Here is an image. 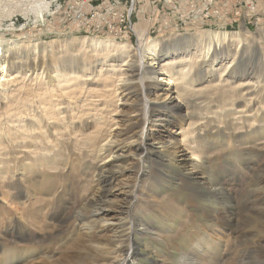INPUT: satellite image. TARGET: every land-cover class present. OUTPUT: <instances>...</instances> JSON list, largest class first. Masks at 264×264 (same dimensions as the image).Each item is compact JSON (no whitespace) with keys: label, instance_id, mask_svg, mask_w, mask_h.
I'll list each match as a JSON object with an SVG mask.
<instances>
[{"label":"bare ground","instance_id":"bare-ground-1","mask_svg":"<svg viewBox=\"0 0 264 264\" xmlns=\"http://www.w3.org/2000/svg\"><path fill=\"white\" fill-rule=\"evenodd\" d=\"M9 1L10 7L3 9V12L12 13L16 8L19 12L25 11V19L26 16H33L27 18L31 25L44 27L43 17H52L50 3L46 0ZM82 9L84 8L77 7L76 10ZM64 19L69 21L66 17ZM73 23H77L74 18L71 24ZM78 23L87 27V22ZM27 25L21 26L20 30ZM13 26L11 23L10 30L16 28ZM107 26L112 28V32H108L111 35L121 34L113 21L106 20L99 28L105 29ZM133 29L141 42V47L136 52H132L126 44L116 42L112 38L86 37L82 41L75 40L73 42L80 44L84 50L77 55L67 56L74 61L57 65L48 78L43 76V72L30 70L29 60L22 56L23 50L26 49L24 43L15 42L10 38H0V132L6 131L3 135L7 139V146L3 147L0 144V165L9 164L8 170L13 169L10 171L11 176L7 175L5 169L0 172V188L3 190L6 188L8 191L1 198L8 215L0 214V264H98L104 262L113 246L123 254L119 257L120 254L112 252L115 257L111 264H136L132 259L139 253L137 236L147 237L152 245L164 243L168 248L177 236V232L166 228L162 230L154 223L152 225L147 222L141 215L138 216V212L141 211V209L138 211V208L143 203L153 207L149 208L148 214H155L153 217L157 222L163 224L168 222V215H173L179 210L175 221L179 228L190 226L193 221L199 224L196 225L198 231H193L185 237L184 243L188 249L182 250L184 253L176 264H221V260L225 258L224 245L229 241L230 233H233L239 224L229 190L232 178L222 165H219L217 172L203 166L206 157L203 153H212L215 148L207 143L204 149L198 142L195 133L197 123L192 120L198 115L196 107L192 105L195 107H192L194 111L188 109L191 105L185 108V104L190 103L193 97L205 94L211 97L212 101L217 99L223 114L237 121L240 128L247 125L250 120L255 121L257 118H248L247 114L251 116V113L245 107L238 109L237 104L243 100L248 108L253 100L262 98L258 92L264 90V44L260 51L255 46L257 34L247 29L232 34L202 31L194 32L193 39L197 41L194 46L191 48L186 46L178 52L175 45L170 47V44L162 42L163 39H149L147 31L151 29L146 22L141 20ZM169 35L163 36L168 39L172 36ZM222 50L225 53L224 60L223 57L216 59L218 52ZM254 54L258 58V63H254L250 58ZM236 61L246 66L242 69ZM126 67L130 69V79L123 77ZM204 72L211 75L208 81L201 77ZM97 73L104 77L106 75L102 94L97 92L98 88L94 91L87 87L90 83L97 82L92 78ZM36 76L39 77L36 79ZM112 96L117 97L118 109L120 104L124 107L113 113L112 124L106 122V126L109 125L106 127L107 130L81 132L80 126L86 121L88 123V117L81 114L85 113L89 101L104 100L107 109L102 110L112 117L109 109L113 103L110 100ZM107 99L111 103L107 104ZM99 104L101 103L94 107ZM102 112L104 113L101 111V114ZM213 114L209 113L213 120L203 118L207 121L198 131L209 127L213 121L219 122ZM246 116L248 119H245ZM200 118L197 119L200 121ZM219 119L223 123L224 118ZM94 123L92 130L97 128L96 119ZM23 126L29 131L22 130ZM162 129L164 134L160 131ZM73 140L84 150L92 152L96 149L98 156L101 157L96 176L99 180L97 192L92 199L81 205L74 222L72 221L71 231L58 243L56 239L48 246L23 249L27 246L23 244L29 239L31 231L41 242L44 241L42 234L51 233L55 228L46 222L48 215L45 211L48 209L46 205L51 207L53 199L48 202L45 200V196L39 192L44 186V181L33 178L44 169L53 171L62 168L61 172H65L66 165L63 166L55 158L61 149L65 150ZM156 142L162 146L161 149L151 148ZM244 144L246 143L241 139L238 141L241 151L248 150L242 148ZM4 149H7L4 156L7 162L3 158ZM56 149L59 150L55 153ZM166 158L185 166L187 163L193 166L192 170L189 169L190 181L182 180L178 190L184 193L183 204L194 207L197 220L193 219L192 214H187L188 211H184L183 204L176 207L177 211H170L165 215L166 207L172 210L175 208L172 194H159L153 201L147 198L143 200V195L141 197L138 195L139 189L141 193L146 188L141 185V180L145 181L147 187L161 180L163 172L160 173L158 167L163 165L162 162L164 163ZM197 167L203 169L197 170ZM126 171H129V176L124 177ZM221 177L227 179L226 184L221 181ZM15 178L21 183L22 181L27 183L29 189L26 191L14 188ZM4 181L12 182L11 187L9 185L7 187ZM260 183L264 186L263 180ZM257 197L253 198V203H256L254 206L259 205L257 210L262 213L264 201ZM31 210L33 213H30ZM201 222L209 224L203 225ZM258 224L254 225L255 228L259 227ZM179 228L177 230L181 231ZM105 232L110 233V241L106 243L104 235L100 241H96L98 238L96 235ZM241 238L242 235L238 237ZM5 239L10 240L12 245L9 246ZM125 244L127 250L123 249ZM242 245L245 250L248 249L244 239ZM252 263L264 264L258 260L248 261L246 264Z\"/></svg>","mask_w":264,"mask_h":264},{"label":"rangeland","instance_id":"rangeland-1","mask_svg":"<svg viewBox=\"0 0 264 264\" xmlns=\"http://www.w3.org/2000/svg\"><path fill=\"white\" fill-rule=\"evenodd\" d=\"M46 1L50 3L52 17H43L44 19L42 23L44 24V27L31 25L30 22H28L27 18H33V16H26L25 19V11L19 12L18 8H16L15 11L13 10L12 13L7 14L5 13L6 11L3 12V9L10 7V1L1 0L0 2V27H2V30L0 31V38H10L15 40V42L24 43L26 49L23 50L22 56L24 59L26 58L27 61L29 60L28 65L31 66L30 70L34 71L36 69L38 73L43 72V76L45 78H48L50 74H53L57 65L59 66V64L67 62L70 63L71 61H74L72 58H70L71 60L68 59L67 56H69L70 54L77 55L81 52V50H84V48H82L80 44H76L73 42L75 40L82 41L86 37L88 39H97L99 37L101 39L112 38L116 42L126 44V47H128L132 52H136L138 48L141 47V42L138 40L139 36L135 31L133 32L130 30L126 35L115 37L110 34L112 32V28H109L108 26L105 29L99 28L106 20H109L114 22L115 28H117L118 30L121 28L124 33V25L121 23L119 28L118 23L119 20H121L123 7L125 6L127 8V6L130 5L128 3V5L126 6V0ZM117 2L123 3V6H120L119 4H117ZM76 6L79 9L84 8L81 12L86 13L89 9L99 10L102 13H109L111 17H106L102 15V13H98L95 19L94 16H91V19L94 20L88 23L87 27L86 25L82 26V24L80 25L79 23L71 24L73 17L69 18V16L66 15L64 11L66 13H72L73 16H75V12L73 11V9L75 8L76 10ZM110 6H115L119 8L120 11L118 9H108ZM135 7L136 8L134 9V13L131 16L133 26L135 27L136 25L140 24L141 20L144 21V23L146 22L148 24V28L151 29L147 31V36L149 37V39H163L162 42L164 44H170V47L172 45H175V48H177L178 52L181 48H184L186 46H188V48H191L197 43L196 39H193L195 38L194 32L221 31L232 34L240 32L242 29H247L249 31H252L255 35L257 34V41L255 46H257L258 49L262 51L260 47H263L264 44V0H140ZM4 14L7 17H5ZM87 16L89 17L90 14H87ZM64 17H66L69 21L64 19ZM127 18L128 17L125 13L123 15V20H126ZM11 23L12 25H14L13 27H16L15 29L10 30ZM25 24L28 25L24 29L20 30V27ZM179 33H183V35H179ZM168 34H170L169 36L172 35L168 39L165 38L166 36H163ZM258 41L261 44H258ZM218 53L219 55L216 57V59L222 58L225 54L223 50L219 51ZM224 58L225 57H223L222 60H224ZM250 58L254 61V63H258V58L255 54ZM200 63L204 64V62ZM236 64H239L241 68L243 66H246V64L244 65L242 62L239 63V61H236ZM126 68V71L124 70V76H122L126 79H130V69ZM38 77L39 76H36V79ZM201 77L204 81H208L211 75L209 74V72H204ZM92 78L93 80H97V82L90 83L87 87H90V89H93L94 91H96V89L98 88L99 91L97 92L102 94V87H104L106 75L104 77L102 74L99 75L97 73V75ZM100 80L103 82H101ZM258 93H261L262 98H257L259 99V101L257 99L253 100L252 103L248 105V108L246 107V102L243 100H241L237 104V107H239L238 109H243L245 107L247 111L251 113V116L247 114L248 118H257L253 122L252 120H250L248 123L249 125H244L242 126V128H240L241 126L236 123L237 121L235 122L233 119H231V117L229 118L223 114V111L220 110V105L216 101L217 99L212 101L211 97L202 94L199 97H193L191 99L192 101L188 103L189 105L184 103L185 108H188V106L190 105L191 106L188 109H193L196 107V114L202 117L201 119L197 115L196 117H194L196 118V120H194V118L192 119L197 123V129L195 133L198 142L202 146H204V149L207 143L211 144L215 148H213L214 151L212 153H203V156H206L203 161L205 165L203 166L205 168L208 166L209 169L217 172L220 168L219 165H222L223 168L225 167L224 170H227L228 174L232 178L229 190L232 195L235 207L234 211L237 215L239 224L236 225L234 232L230 233L229 241L226 245H224L225 248H223V256H225V258L221 260V264H246L248 261L255 262L256 260L264 262V212H258L257 208L259 205L254 206L256 203H253V198L255 199V197L257 196H259L257 197L258 199H262L264 201V186H261L260 183L262 182V180L264 182V90L263 92L260 91ZM116 99V96H112L110 98L113 103H111V101L107 99V104H112V106L109 108L111 109L110 112L111 116L113 115L112 117H110V114L106 115L105 110H102L104 108L107 109L105 105L106 102L104 100H101L99 102L97 101V99L96 101L95 99L90 100V104L88 106L89 108L87 107L88 110L86 109L85 113L81 114L86 118L88 117V123L86 121L85 124L80 126V131L85 133H92V131L94 132L95 130L100 129H105L104 131H106V127L109 126H106V122H108V124L113 122V113L120 110V108L123 109L124 107V105L120 104L118 106V109L116 106L118 104ZM97 102L101 103L99 104L101 106L98 105L94 107L96 104H98ZM192 105L195 107H193ZM205 106H207V108ZM92 109L94 110L92 111ZM193 110H190V112H193ZM101 111H104V113L102 112L101 114ZM92 113H94L95 116ZM209 113H214L213 115L219 122L213 121L209 127L205 128L204 130L198 131V129L202 128L205 122L209 120L208 118L213 120V118L209 116ZM247 116L245 117V119H248ZM206 117L207 120L205 121L203 118L206 119ZM221 117L222 119L224 118L222 121L223 123L220 122L219 118ZM99 118H101V120ZM197 118H200V121ZM95 119L97 122L95 128H97L92 130L94 128ZM261 120L263 121L261 122ZM249 126H251V128H248ZM23 129L26 130L27 128L23 126L22 130ZM85 129L87 131H85ZM160 131L162 134L165 133L164 129ZM5 132L6 131L0 132V144L3 147L7 146L6 136L3 135ZM240 139L244 143H246L242 148L248 149L247 151H241V149H239L241 147H239L238 145V141ZM73 143L75 145H73ZM57 147L60 148V146ZM161 147L162 146L160 144H157L156 142L151 148L155 150L156 148L161 149ZM4 150V154L2 153L3 158L7 152V149ZM58 150L59 149H56L55 153ZM94 150L95 151L92 152H90L89 150H84L81 146L76 145V142H74L73 140V142L70 143V146L65 150L61 149L60 152L62 153L59 152V154H57L58 158L57 156L55 158L59 163H62V165H66L65 172H61L62 168L53 171L44 169V171L37 173L36 177L33 178V180L44 181V186L42 187V190H39V192L41 193V195L45 196V200H47L48 202L50 199H53L51 207L49 205H46V209H48L45 211L47 212L46 215H48V217L46 216V222L54 225L55 228L51 233L46 232L47 234H42L41 237L44 239V241L41 242L39 241V238L34 234V232L30 230L31 233L29 231V239L23 244V246H27L23 249H27L28 247L32 248L33 246H48L56 239V243H58L59 240L63 239L67 235V233L71 231L70 227L72 221L74 220V217L79 211L81 205L94 197L95 193L97 192V185H99V180L96 176L98 174V168L101 163V157L98 156V152L96 151V149ZM238 150L240 152H238ZM93 158L96 159L94 160ZM5 159L6 158H4V161L7 162V159ZM166 159V161L164 160V163L162 162L163 165L158 167V171L160 173L163 172L161 173V180L147 187L145 181L140 179L141 185L145 186V189L148 188V190L144 189L141 191V193H139L140 189L138 190V195L140 197L143 195V200L147 198L149 199V201H153L154 199H156L157 195L159 194H172V201L175 205V208L172 210L169 207H164L167 210V212H164L165 215L170 211H177L176 207L178 208V205L183 204L184 193H180V189L178 190V186H180V182L182 180L190 181L189 178L191 177L189 171L192 170L191 168H193V166H191V164L189 163H187V166H185V164L183 163L169 161L170 159L168 158ZM244 162H247L248 164L242 165V163ZM112 163H114V161ZM8 165H0V172L5 169L7 170L6 172H8L7 175L11 176L10 171L13 169L8 170ZM119 166H121V163H119ZM173 166L175 168H173ZM202 169L203 167H201V169L197 167V170ZM125 173L126 174L124 175V177L129 176V171H126ZM226 180L227 179L221 177V181L225 184L227 183ZM20 183L21 181L18 178H15L13 187L18 188L17 190L20 189L27 191L29 189L27 183H25L24 181H22V185ZM4 184L7 185V187L8 185L11 187L12 182L5 183L4 181ZM7 192L8 191L6 188L4 190L3 188H0V210H2L0 211V214L7 213L5 212L6 206L3 205V201L1 199L4 195H6ZM149 208L151 209L153 207L149 204L143 203L142 206L138 208V211L141 209V211L138 212V216L141 215V217H143L147 222H149L150 224L152 223V225L154 223L156 227H160L162 230L166 228L170 229L169 231L177 232V236L176 239L171 243L169 248L166 247L164 243H156L152 245L147 237L143 238L141 236H137V253H139L136 255V257H133L132 260H135L136 264H176V261L180 259L182 257L181 255L184 253L182 252V250L186 251L188 249L187 244L184 243L185 237L189 236L193 231H198V227L196 226L198 223H195L192 220L193 223H191L190 226L179 228L178 224H175V221L177 220L176 217H178L179 215L178 210L173 215L169 214L167 217L168 222H164L163 224L156 221L155 217H153L155 214H148ZM182 208L185 209L184 211H188L187 214H192V217H194L193 219L197 220V218L195 217L196 212L194 207L183 204ZM143 211L147 213L145 214ZM153 212L155 213L154 210ZM30 213H33V211L31 210ZM149 216L152 218H148ZM207 223L208 222H204L202 224L205 225ZM257 223H259V227L255 228ZM177 228L181 229V231L177 230ZM105 234L106 232L97 234L96 237L98 238L96 241H100L101 236L104 235L106 239L105 242H109L111 239L110 233H107L106 235ZM240 235H242V238L238 239ZM243 239L245 240L246 247L248 248L247 250H245L242 245ZM5 240L9 244V246L12 245L10 240ZM123 246V249L127 250V245L125 244ZM112 248L110 254L106 255L107 257L105 258L104 262H99L98 264H111L112 260H114L115 257L114 253H116L117 255L120 254V252L117 251L119 250L118 248H115V246H113ZM242 249L245 252V256H243ZM122 254L123 253H121L119 257H121Z\"/></svg>","mask_w":264,"mask_h":264},{"label":"built area","instance_id":"built-area-1","mask_svg":"<svg viewBox=\"0 0 264 264\" xmlns=\"http://www.w3.org/2000/svg\"><path fill=\"white\" fill-rule=\"evenodd\" d=\"M59 1V0H58ZM76 1V0H75ZM84 1H90V0H84ZM139 2V0H126V6L128 5V3L130 4L129 6H127V8L124 6L123 7V13H122V16H121V20H119V28H120V24L122 23L124 25V28H125V31L123 33V31L121 30V28L119 29V32L121 34H118V33H114L113 35H118L119 37L121 35H126L128 34V32L131 30L134 32V26H133V23L131 21V16L133 15L134 13V9L136 8V4ZM117 4H119L120 6H123L122 4L123 3H120V2H117ZM77 7V6H76ZM60 9H61V6H60ZM108 9H118L117 7L115 6H110ZM73 11L75 12V16H73L72 13H66L64 11V13L66 15L69 16V18L73 17L76 21H77V24L78 22H87L90 23L92 22L96 16L98 15V13H102L100 12L99 10H92V9H89L86 14L81 12V11H78V10H75V8L73 9ZM120 11V10H119ZM126 13L127 15V19L126 20H123V15ZM87 14H90V16L88 17ZM102 15L106 16V17H111V15H109L107 12L106 13H102ZM91 16H94V19H91ZM47 17H50V16H47Z\"/></svg>","mask_w":264,"mask_h":264}]
</instances>
